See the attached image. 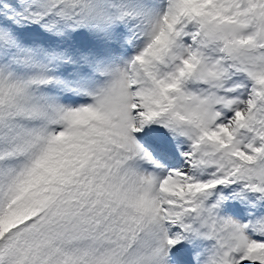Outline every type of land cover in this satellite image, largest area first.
<instances>
[{
    "label": "snow or ice",
    "instance_id": "obj_1",
    "mask_svg": "<svg viewBox=\"0 0 264 264\" xmlns=\"http://www.w3.org/2000/svg\"><path fill=\"white\" fill-rule=\"evenodd\" d=\"M0 264H264V0H0Z\"/></svg>",
    "mask_w": 264,
    "mask_h": 264
}]
</instances>
